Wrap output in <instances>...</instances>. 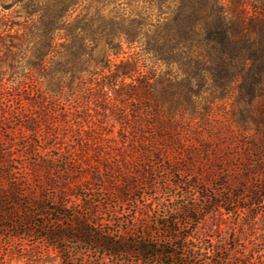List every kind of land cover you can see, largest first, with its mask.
Returning <instances> with one entry per match:
<instances>
[{"label":"rangeland","instance_id":"rangeland-1","mask_svg":"<svg viewBox=\"0 0 264 264\" xmlns=\"http://www.w3.org/2000/svg\"><path fill=\"white\" fill-rule=\"evenodd\" d=\"M24 18L18 7H0V33L20 31ZM123 50L118 60L137 52ZM9 62L0 43V89H15L24 99L14 97L12 113L0 120V163L11 174L9 188L23 191L14 196L19 208L8 206L22 220L0 222V264H142L136 255L109 257L73 232L58 247L42 241L46 231L72 226V220L95 236L145 241L158 250L166 245L164 251L173 254L148 257L146 264H264V203L249 205L244 195L230 199L237 192L231 181L245 162L264 163V139L257 137L263 134L251 124L241 132L233 125L234 96L200 101L197 113L181 120L173 141L165 137L161 146L156 137L120 132L114 115L119 109L131 116L133 107L121 108L112 99L77 106L61 99L35 112L27 98L48 95L44 82L30 76L25 62L17 68ZM143 63L142 71L163 68L144 58ZM31 120L42 126L34 132L21 128ZM79 133L94 143L82 144ZM33 167L45 177L25 178ZM249 182L255 186L259 177Z\"/></svg>","mask_w":264,"mask_h":264},{"label":"trees","instance_id":"trees-1","mask_svg":"<svg viewBox=\"0 0 264 264\" xmlns=\"http://www.w3.org/2000/svg\"><path fill=\"white\" fill-rule=\"evenodd\" d=\"M0 7H18L25 17L20 31L11 35L9 29L2 30L0 43L6 46L11 68L25 62L30 76L44 82L48 95L40 101L27 98L35 112L61 99L73 106L112 99L121 108L133 107L131 116L119 109L114 115L120 132L147 134L163 146L159 140L173 141L181 120L194 116L202 101L234 96V127L241 132L251 124L263 134L257 136L260 141L264 139V0H0ZM123 46L137 52L118 60L125 54ZM143 58L163 68L142 71ZM14 90L0 89V120L12 113ZM38 124L26 121L21 128L34 132L42 126ZM78 139L94 143L85 134L79 133ZM1 167L0 222L18 221L8 206L18 209L14 196L23 191L9 188L11 174ZM38 168H31L25 178H44ZM254 174L259 183L252 186ZM231 182L237 192L230 199L244 195L249 205H262L263 158L254 167L245 162ZM120 194L123 200L124 191ZM207 202L213 204L209 197ZM71 222L46 231L42 241L58 247L73 232L79 241H94L109 257L136 255L146 264L148 257L173 256L164 251L166 245L158 250L145 241L95 236L81 222Z\"/></svg>","mask_w":264,"mask_h":264}]
</instances>
